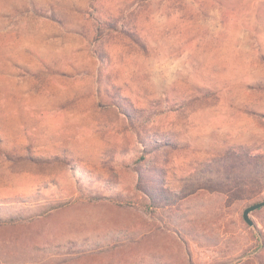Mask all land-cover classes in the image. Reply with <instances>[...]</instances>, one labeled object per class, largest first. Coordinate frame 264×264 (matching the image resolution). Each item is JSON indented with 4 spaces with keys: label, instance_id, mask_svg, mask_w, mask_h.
I'll return each instance as SVG.
<instances>
[{
    "label": "rangeland",
    "instance_id": "374dc122",
    "mask_svg": "<svg viewBox=\"0 0 264 264\" xmlns=\"http://www.w3.org/2000/svg\"><path fill=\"white\" fill-rule=\"evenodd\" d=\"M152 2L0 0V264H264V28Z\"/></svg>",
    "mask_w": 264,
    "mask_h": 264
},
{
    "label": "crops",
    "instance_id": "0c3cea01",
    "mask_svg": "<svg viewBox=\"0 0 264 264\" xmlns=\"http://www.w3.org/2000/svg\"><path fill=\"white\" fill-rule=\"evenodd\" d=\"M122 1V0H120ZM153 0L151 6L152 16L159 19L160 16L167 17V25H182L188 27V34H191L192 26H200L199 33L217 34L228 33L238 34L237 28L252 26L259 35H263L264 28V0ZM156 2V3H154ZM180 12L182 14H180ZM171 20V21H170ZM212 27V30L207 29ZM225 27V29H224ZM235 30V33L233 34ZM248 34L249 31H243Z\"/></svg>",
    "mask_w": 264,
    "mask_h": 264
},
{
    "label": "water",
    "instance_id": "95a60500",
    "mask_svg": "<svg viewBox=\"0 0 264 264\" xmlns=\"http://www.w3.org/2000/svg\"><path fill=\"white\" fill-rule=\"evenodd\" d=\"M264 206V200L258 202V203H254L252 205L247 206L243 212H242V218L244 220V222L248 225V226H252L253 222L252 220L249 218V213L261 208Z\"/></svg>",
    "mask_w": 264,
    "mask_h": 264
},
{
    "label": "trees",
    "instance_id": "16d2710c",
    "mask_svg": "<svg viewBox=\"0 0 264 264\" xmlns=\"http://www.w3.org/2000/svg\"><path fill=\"white\" fill-rule=\"evenodd\" d=\"M94 201L97 200V197H93ZM263 247V244L261 243L258 248H262Z\"/></svg>",
    "mask_w": 264,
    "mask_h": 264
}]
</instances>
